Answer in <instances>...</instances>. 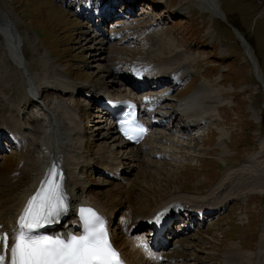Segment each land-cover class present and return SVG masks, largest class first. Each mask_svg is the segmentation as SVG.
Masks as SVG:
<instances>
[{
	"label": "rangeland",
	"instance_id": "rangeland-1",
	"mask_svg": "<svg viewBox=\"0 0 264 264\" xmlns=\"http://www.w3.org/2000/svg\"><path fill=\"white\" fill-rule=\"evenodd\" d=\"M90 1L0 0V7L9 13L21 31L27 67L42 76L44 64L50 63L49 70L55 67L74 82L105 85L108 79H115V71L117 79L122 76L129 82L130 70L138 61L148 57L151 62L160 63L175 51H183L181 60L189 61L191 71L180 83L173 79L154 81L146 92L135 95L131 92L142 99L143 95L157 97L160 91H165V99L156 106H162V115H171L167 125L155 127L151 134L153 144L163 157L157 159L146 149L141 165L126 176L135 181L138 195L134 207L138 212L143 209L142 201L151 206L155 203L153 197L158 201L178 192L206 194L229 173L235 185L229 188V197L222 205L224 209L208 223L198 221L188 233L169 239L165 254L172 257L173 262L164 263L229 264L225 257L233 246L245 253L240 264H256L258 260L264 263V0H221L228 21H237L252 40L253 47L250 46L263 83L258 80L240 40L225 27L223 19L201 10L194 1L139 0L128 19L122 14H127L131 6L122 5L127 0H116L118 15L107 26L115 38L102 48L97 43L100 39L94 42L91 38L96 34L94 25L100 19L92 17L96 7L90 6ZM86 4L90 8L88 15L82 12ZM127 26L130 29L126 30ZM2 40L0 36V42ZM205 81L215 98L212 100L210 94L212 108L208 111L206 125L194 128L176 109L180 99L189 96ZM124 87L130 92L128 85L121 88ZM117 88L121 90L119 85ZM0 91L18 101L20 106H27V117L32 120L29 114L36 107H29L32 96L27 82L22 70L18 71L9 58L0 64ZM62 92L58 88L42 90L49 101H64V105H55L54 109L66 139L75 141L80 134L79 127L83 126L82 145L94 157V166H99V153L117 148V142L108 133L112 123L99 121L101 117L97 115L101 113L96 104L88 100L86 90L73 95ZM2 99L6 98L2 97L0 102ZM143 114L149 112L143 111ZM102 125L107 139L99 130ZM43 127H39L36 138ZM7 139L0 149V172L15 170L21 155L18 144H11ZM258 151L256 162L246 168L247 157ZM99 172L89 167L83 177L93 187V193L102 195L106 201L109 185ZM173 229L177 230V226Z\"/></svg>",
	"mask_w": 264,
	"mask_h": 264
},
{
	"label": "bare ground",
	"instance_id": "bare-ground-1",
	"mask_svg": "<svg viewBox=\"0 0 264 264\" xmlns=\"http://www.w3.org/2000/svg\"><path fill=\"white\" fill-rule=\"evenodd\" d=\"M138 1L127 0V4L133 8ZM191 1H194L201 10L217 15L225 21L226 16L219 0ZM91 5L102 6L95 13L96 16L100 17L102 25L95 24L94 30L96 34L91 36L94 42L100 39L97 43L102 48V45L112 42L115 38L114 33L108 31L107 26L109 23L108 19L116 15L117 5L112 0H92ZM82 12L83 14L88 13L86 5L83 6ZM125 17L129 18L128 15H125ZM124 22L128 23L127 20ZM0 36L3 38L0 42V64L3 59L9 58L13 61L18 71L22 70L28 91L32 96L29 107L35 106L37 109L32 110L29 114V117L32 118L30 120L27 117L29 113L27 106H20L17 104L18 101L16 103V100H11L4 91L3 94L0 91V99L2 97L6 98L0 102V134L4 133L5 135L10 132L21 153L15 170L12 172H0V225H3V230L11 233L17 227L19 217L23 214L29 199L39 191L48 176L49 170L55 165L57 170L63 174V186L68 197L69 210L66 214L61 215L57 223L41 228L43 234L50 236L82 235L83 223L82 220L77 218V215L81 208H92L105 219L110 239L113 246L121 254L124 264H165L166 260H170L172 263V257L165 254L169 243V240L166 241V239L188 233L197 224V220L203 223L213 220L224 209L222 205L229 197V188L235 185L230 180V174L225 173L223 178L219 180L218 185L206 194L178 192L165 198L161 197L158 201L153 197L155 203L151 204L152 207L142 201L143 209L138 212L137 208L134 207L138 195V193L136 194L135 181L132 178H126V176L128 177L136 167L141 165L143 161L142 155L146 149L151 156L157 159L163 157L153 144L151 134L155 127L162 124L164 126L167 125L171 115H162L160 110L162 106L159 108L156 106L165 99V91H160L157 97L143 95L142 100L131 95V92H135L134 95L138 92H146L148 87H153L154 81H159L160 83L173 79L179 83L185 78L184 75L191 71L189 61L187 59L181 60L183 51H175L176 53L171 57L167 56V60L164 59L160 63H153L148 57L143 59L144 61H138L136 65L133 64L134 67L132 66L130 70L132 78L129 79V82H125L122 76L117 79V72L115 71L116 74H113L115 79L114 77L108 79L105 85H92L89 82H74L72 77L69 78L66 73L64 74L63 71L61 72L55 67L49 70L48 64L50 63L44 64L43 76L37 71L32 73L26 64L27 59L23 51V36L9 13L2 7H0ZM245 52L252 61L258 77H260V70L253 49L249 46ZM205 82H202L197 89L192 91V94L190 93L189 96L184 97L182 100L180 99L176 109V111L179 109V114L184 115L190 121H194V128L206 125L209 119L208 111L212 108L210 94L212 100L215 98L213 90L209 87L210 85ZM118 85L120 88L128 85L131 90L129 92L126 87L118 90ZM56 88L64 91L62 93L65 95H73L84 89L88 100L93 104H97L99 108L104 106V102L99 97L101 94L105 95V97L110 95L114 99L123 100L127 103L137 104L141 100L142 111L150 113L149 125L151 133L139 145H132L119 137L115 122H111L108 133L112 135L113 141L117 142V148L100 150L101 152L98 156L100 165L94 166V157L88 153V150L83 147L81 142L80 136L83 126L79 127L78 132L80 134H78V138L75 141L66 139L65 131L63 132L60 128L57 110L54 109L55 105H64V101L54 100L53 98H51L53 102L49 101L47 99L49 97L46 98L42 93L43 89L56 90ZM98 112L101 113V115H97L101 117L100 122L105 123L110 120L108 112L101 109H98ZM42 125L45 127L40 133L41 135L36 138L35 135ZM186 127L184 126V128ZM103 129L104 125L99 127L102 136L107 139V135L102 131ZM75 137H77V134ZM67 138L69 137L67 136ZM223 147L226 149L224 145ZM259 153L260 151L254 154L251 153L252 155L247 157L244 163L246 168L249 165L252 167L251 164L256 162V157L259 156ZM89 167L97 168L100 171L99 175L106 178L105 184L109 185L107 189L108 200L105 201L102 195L93 193V187L85 181L83 175L86 168ZM137 187L139 186L137 185ZM160 213H164L160 223L163 222L165 224L169 217L172 222L176 218L179 222V229L174 231L172 227H167L165 234L155 241L152 239V230L148 231V228L151 225H156L154 220ZM142 241H147L151 246L150 254L141 247ZM242 252L233 246L225 257L227 263L240 264V261L245 259V253L243 254ZM256 264L264 263L258 260Z\"/></svg>",
	"mask_w": 264,
	"mask_h": 264
},
{
	"label": "snow or ice",
	"instance_id": "snow-or-ice-1",
	"mask_svg": "<svg viewBox=\"0 0 264 264\" xmlns=\"http://www.w3.org/2000/svg\"><path fill=\"white\" fill-rule=\"evenodd\" d=\"M145 130L140 127L136 136ZM124 134L134 138L128 131ZM63 174L53 167L28 201L11 233L0 225V264H124L113 246L105 219L92 208H81L83 234L50 236L38 230L57 223L69 210ZM164 213L156 216L159 224ZM146 247V245H144Z\"/></svg>",
	"mask_w": 264,
	"mask_h": 264
},
{
	"label": "water",
	"instance_id": "water-1",
	"mask_svg": "<svg viewBox=\"0 0 264 264\" xmlns=\"http://www.w3.org/2000/svg\"><path fill=\"white\" fill-rule=\"evenodd\" d=\"M230 25H231V24H230ZM231 27H232L233 31L235 32L236 36L241 40L242 45H243V47H244V49H245V51H246L248 45H247V43H246V40H245V36H244V34H243V33H242L237 27H235V26H233V25H231ZM246 46H247V47H246Z\"/></svg>",
	"mask_w": 264,
	"mask_h": 264
},
{
	"label": "trees",
	"instance_id": "trees-1",
	"mask_svg": "<svg viewBox=\"0 0 264 264\" xmlns=\"http://www.w3.org/2000/svg\"><path fill=\"white\" fill-rule=\"evenodd\" d=\"M234 25H236L246 36L247 40L252 44L253 46V43H252V40L249 38V35L246 33V31L240 26V24L235 21L234 19H231L230 20ZM226 28H228V26H225ZM229 29V28H228ZM262 123L264 124V115L262 116Z\"/></svg>",
	"mask_w": 264,
	"mask_h": 264
}]
</instances>
